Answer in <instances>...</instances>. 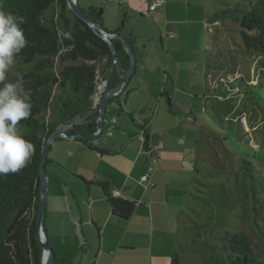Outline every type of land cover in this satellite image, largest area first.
Wrapping results in <instances>:
<instances>
[{
  "label": "crops",
  "instance_id": "obj_1",
  "mask_svg": "<svg viewBox=\"0 0 264 264\" xmlns=\"http://www.w3.org/2000/svg\"><path fill=\"white\" fill-rule=\"evenodd\" d=\"M153 1L82 0L80 4L84 10L101 8L104 29L133 40L136 68L124 90L111 98L100 134L89 139L93 147L68 134L57 137L49 148L44 233L55 255L73 264H156L154 259L172 264L179 252L182 223L189 219L183 204L185 190L192 170L200 174L196 168L201 166V155L196 143L188 142L184 124L191 121L174 118L173 94L179 99L185 68L197 79L194 72L201 69V53L209 48L208 33L214 23L209 28L206 23L213 10L207 0H164L161 8L150 10ZM195 25L200 32L206 29L205 42L188 43L194 56L183 60L184 33ZM169 30L174 32L171 38L166 37ZM158 36L161 58L155 60L150 57L154 53L150 43ZM170 65L176 67L169 69ZM163 96L167 101L161 100ZM151 165L154 187L144 191L141 176ZM98 181L108 182L110 191L137 203L129 220L112 214ZM168 195H173L172 203ZM145 248L143 263L140 252Z\"/></svg>",
  "mask_w": 264,
  "mask_h": 264
},
{
  "label": "trees",
  "instance_id": "obj_2",
  "mask_svg": "<svg viewBox=\"0 0 264 264\" xmlns=\"http://www.w3.org/2000/svg\"><path fill=\"white\" fill-rule=\"evenodd\" d=\"M249 1L251 8L248 11L227 9L211 12L207 17L209 20L207 27L209 28L212 23L232 19L239 26L238 31L246 52L253 56H264V0ZM0 8L23 16L26 21L22 27L28 43L16 57V62L20 65L19 71L24 80V88L30 90L26 93L32 104V112L28 119L18 124V128L35 148L34 155L26 167L18 173L0 177V264H42L43 248L37 238V219L44 145L59 124L77 115H81V119H91L98 114L95 112L91 116H83V113L88 115L98 107L99 95L106 87L110 69L113 68L110 85L115 86L119 81L120 71L129 68L130 56L124 43L114 38L116 52L114 58L110 45L68 8L66 0H0ZM85 11L100 28L104 29L101 8L91 6ZM66 33L69 37H65ZM210 34L208 33L209 39ZM129 41L133 50V40ZM207 66L211 69L209 63ZM56 67H59L57 73ZM118 68L121 70L118 71ZM239 84L238 92L242 94V89L248 88L249 85L245 82ZM54 86L62 88L68 86L73 95L62 94L63 98L60 100L62 107L60 104V114L55 123L41 119V115L50 107ZM234 88L233 83L232 89ZM213 89L217 94H225L222 88ZM231 112L228 108L225 119L233 122L232 119L236 118L230 116ZM212 118L216 122H219L217 119H221L216 116ZM235 122L237 123L236 120ZM97 129L98 122L93 120L90 123L73 124L66 133L87 134ZM79 139L85 143L90 142L86 138ZM247 142L249 143L248 140ZM89 146L93 147L90 143ZM249 148L254 151V157H264V149L262 154H258L257 148L250 145ZM238 150L240 153L245 151L239 148ZM242 160V173L246 181L244 186L252 209V223L258 225L259 234L264 240V224L259 225L257 221L259 212L264 211V195L258 194L259 187L264 188V176L260 174L247 152L242 154ZM196 171L203 173L201 167H197ZM96 183L101 186L107 197L112 214L120 219L129 220L137 203L115 195L112 190L110 191L108 182ZM182 226L188 227L184 223ZM204 236H207V230L185 240L180 236L179 250L190 243L201 244L203 247L206 246L205 259L209 264H264V258L253 248L248 234L243 230L234 232L226 230L220 234L210 233L206 238ZM180 259L178 252L172 258V264H182ZM53 264L73 263L55 255Z\"/></svg>",
  "mask_w": 264,
  "mask_h": 264
},
{
  "label": "rangeland",
  "instance_id": "obj_3",
  "mask_svg": "<svg viewBox=\"0 0 264 264\" xmlns=\"http://www.w3.org/2000/svg\"><path fill=\"white\" fill-rule=\"evenodd\" d=\"M207 1L211 4L212 12L227 9L248 11L251 8L249 0ZM79 2L82 4V0ZM159 20L161 21L160 17ZM161 24L165 27L164 22ZM140 26L143 27V25ZM238 27L232 19L212 25L210 47L207 46V51L201 53V69L194 72L197 79H193L192 70L185 68L180 76L181 88L177 92L179 99L176 98L175 92L173 94L175 96L174 118L191 121L186 122L189 124H184V128L187 129L185 131L188 133V142L196 143L195 148L196 150L198 148L201 155L200 167L203 171L197 174L194 169L192 170L189 187L185 190L188 196L184 197L183 204L189 219L187 223H184L188 227L182 226L181 237L185 240L200 232L203 233L204 230H207L205 238L210 233L220 234L226 230L232 232L243 230L248 234L250 244L264 258V240L259 234L258 225L252 223L250 198L244 186L246 181L242 173V154L247 152L260 174L264 176V157H254V151L249 148V145L257 148L258 154H262L264 149V56H253L246 52ZM143 30L147 33V29L143 27ZM167 33L166 37L171 38L174 32L169 30ZM163 35L166 40V32ZM184 35L187 43L181 48L183 60L194 56L193 49L187 45L188 43L199 41L203 44L205 42L206 29L200 32L199 27L195 25ZM150 44L151 51L154 52L150 57H155V60L160 59L159 36L156 40L152 39ZM147 48L143 53H147ZM139 50L142 51V48ZM207 58L209 60L206 61ZM206 62L211 65V69ZM19 67L18 62H15L8 71L4 83L15 82L17 78H22ZM175 67L176 65H170L169 69ZM58 68H55L56 73ZM242 82L249 85L248 88L242 89L243 95L239 94V87L237 88V85L239 86ZM233 83L234 89H232ZM66 87L54 86L50 107L41 115V119L58 118L61 109V101L58 97H62L64 93L73 96L70 88L66 89ZM215 87L222 88L225 94L215 93L213 89ZM166 98L163 96L161 100L167 101ZM228 108L232 111L230 116L236 118L232 119L233 122L225 119ZM156 112L157 109L154 114ZM212 116L221 119H217L219 122H216ZM180 131L183 133V129ZM238 148L245 151L240 153ZM194 178L197 180L194 181ZM259 193L264 195L263 187H259ZM171 197L173 195L167 196L168 203L173 202ZM177 212H179L178 209ZM257 221L259 225L264 224V211L259 212ZM204 248L206 249V246L190 243L179 250L182 264H209L205 259ZM145 249L140 252L143 263L147 251ZM154 260L156 264H160L158 260Z\"/></svg>",
  "mask_w": 264,
  "mask_h": 264
},
{
  "label": "clouds",
  "instance_id": "obj_4",
  "mask_svg": "<svg viewBox=\"0 0 264 264\" xmlns=\"http://www.w3.org/2000/svg\"><path fill=\"white\" fill-rule=\"evenodd\" d=\"M25 23L23 16L0 8V177L18 173L35 152L33 143L18 128L32 112L23 80L4 83L16 57L28 43L22 27Z\"/></svg>",
  "mask_w": 264,
  "mask_h": 264
},
{
  "label": "water",
  "instance_id": "obj_5",
  "mask_svg": "<svg viewBox=\"0 0 264 264\" xmlns=\"http://www.w3.org/2000/svg\"><path fill=\"white\" fill-rule=\"evenodd\" d=\"M68 8L71 9L79 18L84 20L92 29L93 31L100 36L102 39H104L111 47L112 53L114 55V58H116V52L113 44V39L118 38L123 43L124 46L130 56V65L129 68L124 71H120L121 69L118 68V71H120V78L118 83L115 86L110 85V75L112 74L113 68L109 71V77L108 82L106 84L105 89L102 91V93L99 95L100 100L98 103V107L90 111V114H94L97 112L98 114L92 117L91 119H87L84 121H81L78 119L81 115H77L76 117L64 122L62 125H59L50 135L47 142L44 145L43 154H42V161H41V183H40V208H39V214L37 219V238L40 243V245L43 248V255H42V264H53L55 253L51 247V245L47 242L45 233H44V217L46 212V200H47V190H48V176H47V160H48V153L51 143L60 136L69 137V135L66 133V130L68 129V126H71L76 123H90L93 120H96L98 122V129L97 131L93 133H87V134H81L77 133L75 135H71L70 137H82L86 139H91L94 137H97L100 134V131L103 128L104 120H105V114L107 106L113 96L118 95L124 88L126 87V84L128 80L130 79L131 75L133 74L135 70L136 65V56L134 54V51L131 49L130 42L124 35L120 34L119 32H110L106 29L100 28L93 19L89 16L87 11H85L80 5L78 0H66ZM85 114V113H83Z\"/></svg>",
  "mask_w": 264,
  "mask_h": 264
},
{
  "label": "built area",
  "instance_id": "obj_6",
  "mask_svg": "<svg viewBox=\"0 0 264 264\" xmlns=\"http://www.w3.org/2000/svg\"><path fill=\"white\" fill-rule=\"evenodd\" d=\"M164 3V0H154L151 5H150V10H156L157 8H161L162 5ZM208 24L206 23V26ZM65 37H69L68 33L65 34ZM142 139L143 141H145V135L144 132L141 133ZM162 147V145H160ZM152 152V150H150V153ZM154 173V167L151 165L148 169L147 172H145L142 176H141V183L143 188L147 191L151 188L154 187V183L152 182V175ZM113 193L115 195H120V192L117 190H114Z\"/></svg>",
  "mask_w": 264,
  "mask_h": 264
}]
</instances>
